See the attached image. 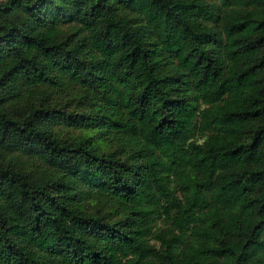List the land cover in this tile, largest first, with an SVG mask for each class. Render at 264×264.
Wrapping results in <instances>:
<instances>
[{"label": "trees", "instance_id": "trees-1", "mask_svg": "<svg viewBox=\"0 0 264 264\" xmlns=\"http://www.w3.org/2000/svg\"><path fill=\"white\" fill-rule=\"evenodd\" d=\"M0 264H264V0H0Z\"/></svg>", "mask_w": 264, "mask_h": 264}]
</instances>
